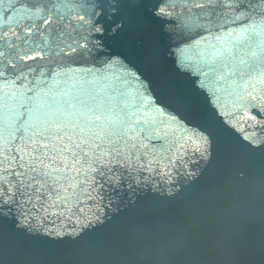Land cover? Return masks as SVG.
I'll use <instances>...</instances> for the list:
<instances>
[{"label":"water","instance_id":"95a60500","mask_svg":"<svg viewBox=\"0 0 264 264\" xmlns=\"http://www.w3.org/2000/svg\"><path fill=\"white\" fill-rule=\"evenodd\" d=\"M167 2L0 0V264H76L80 237L113 242L107 254L88 257L93 264H261L259 220L248 222L231 208L250 202L258 207L261 197L264 56L257 45L264 37L253 33L226 60L213 57L216 37L239 32L241 25L225 17L203 32L205 39L190 40L181 28L185 9H165L171 17L157 15ZM64 3L73 5L71 11L56 7ZM41 9L57 14L50 24L43 23L48 12ZM33 41L52 45V51L18 63L25 71L37 69L28 77L32 90L6 86L15 73L13 45L30 49ZM49 68L61 74L37 83L39 71ZM112 86L163 121L161 138L77 140L62 134L52 144L67 145L68 151L45 156L33 151L40 139L34 132H43L38 121H32L35 127L8 130L16 110L25 113L21 120L28 119L19 107L28 103L17 99L20 92L47 100L103 93ZM166 141L173 151L165 155ZM93 160L97 170L89 168ZM247 161H255L256 169ZM224 236L232 241L228 256L218 250ZM184 240L186 247L170 255V246Z\"/></svg>","mask_w":264,"mask_h":264},{"label":"snow or ice","instance_id":"6c2138e0","mask_svg":"<svg viewBox=\"0 0 264 264\" xmlns=\"http://www.w3.org/2000/svg\"><path fill=\"white\" fill-rule=\"evenodd\" d=\"M56 7L68 8L69 11H71L73 5L64 3ZM75 7H84V5H75ZM93 7H95V5H93ZM177 7L186 10L185 13L181 14V28L187 30L189 33L188 39L190 40L194 39L196 36L205 39L203 32H210L212 25L224 20L225 17L229 19L230 23L241 25L239 32L233 30L227 32L226 36L216 37L218 45L215 51L212 52L213 57L226 60V58L231 55L232 49L237 47L253 33L264 37V0L258 4H246L244 0H209L207 4L194 3L193 0H168V2L160 8L157 15L171 17L172 13L170 11H165V9L174 10ZM194 8L203 10V13H194L192 11ZM226 9L234 10L238 15L229 16V13L224 11ZM257 9H259V20L255 18ZM41 11L48 12L47 15L41 17L45 25L50 24L53 18L57 16L56 13L50 10L41 9ZM78 18L81 21L85 20L84 16H78ZM221 27H226V25L221 24ZM37 28H39V26H37ZM41 35H43V33H41ZM28 36H32L31 29L28 31ZM232 37H235V40H233ZM54 43L53 41L52 44L54 45ZM33 44L34 47L30 49H24L17 45H13V47L17 49L15 52V62L11 63V68L15 69V73L13 80L7 81L6 86L15 87L18 83L22 88L28 91L32 90L28 88V85L32 83L28 77L30 75H35L37 69L28 67L27 71H25L23 67H18V63L25 62L29 59H36L46 48L52 51V45H41L35 41H33ZM257 47L260 49V55L264 56V39L261 40ZM63 51V49L60 50L61 54H63ZM0 55H3V53H0ZM256 55V52H252V56L255 57ZM60 74L61 73L57 72L55 68H49L47 72L39 71L37 83L42 82L46 75L55 76ZM21 97L28 101L27 104L21 102L19 105L20 108L26 110L28 119L26 121L21 120L20 117L25 113L16 110V119L15 121H10L8 130L11 134L12 131H19L21 128L27 129L28 127H35L32 125V121H38L40 127L43 128V132H41L39 128L34 132V135L40 137V139L36 141L38 146L35 147L33 151L41 152L45 156H47L50 150L61 154L68 151L67 145L57 147L52 144V138L62 139V134L67 135L69 139L75 136L77 140L91 139L92 136L99 139H103L104 137L131 138L133 134L141 141L151 142L154 139L161 138V125L163 121H161L158 116H152L147 111V105H144L142 108V101L137 103L135 100L130 99L126 93H122L116 86H112L103 93L92 91L83 92L78 95L65 93L60 98H49L47 100H42L39 95L28 97L25 92L17 94V99ZM94 129L98 131H93ZM201 139L205 144L208 143L206 137L201 136ZM180 147H183V145H180ZM172 151L173 145L166 141V145L162 146V152L166 155ZM21 159H23V157H21ZM77 159L78 154L73 151L71 166L75 167ZM95 163L96 161L93 160L89 164V168L97 170L94 168ZM247 164L253 170L257 167L255 161H247ZM66 167H68V165H65V168ZM56 170L58 172L61 171V169ZM77 171L79 173V170ZM258 171L261 184L259 206L257 207L255 203L250 202L243 205H236L231 208V211L233 214L242 217L248 222L254 223L257 219L259 220L262 230L260 256L261 264H264V157H261L258 162ZM18 175H23V173H18ZM44 175H48V173H44ZM67 179L72 182L74 177L68 176ZM109 179L111 180L113 178L109 177ZM116 182H119L118 179ZM15 195L16 193L13 192L10 199H13ZM21 195H24V193ZM45 211H47V209H45ZM28 230L32 232L31 225H29ZM44 235H50V233L45 232ZM56 235L59 236L60 233ZM36 243L45 245L50 243V241L38 240ZM78 243L81 247V259L76 261V264H93L88 257L97 253L107 254L113 245L112 241L105 238L86 240L84 237H80ZM186 245V240L181 241L179 245H171L169 254H178L179 250L186 247ZM218 250L221 255L228 256L232 250L231 239L227 236L221 237L218 243Z\"/></svg>","mask_w":264,"mask_h":264}]
</instances>
